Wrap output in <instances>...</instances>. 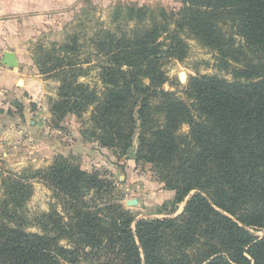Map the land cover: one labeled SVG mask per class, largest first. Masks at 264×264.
I'll return each instance as SVG.
<instances>
[{
	"label": "trees",
	"instance_id": "1",
	"mask_svg": "<svg viewBox=\"0 0 264 264\" xmlns=\"http://www.w3.org/2000/svg\"><path fill=\"white\" fill-rule=\"evenodd\" d=\"M159 14L139 17L128 32L95 33L94 63L80 58L74 37L47 49L37 65L59 81L57 100L43 112L61 119L89 110L85 132L121 154L138 129L135 161L152 165L175 204L193 192L183 212L139 219L132 230V214L103 198L112 183L58 155L42 178L62 214L52 209L29 220L22 212L29 187L5 181L0 264H63L79 256L96 257V264H264V235L247 229H264V0H182L176 13ZM179 33L215 52L235 77L193 78L191 106L162 87V59L186 50ZM90 64L100 88L80 80ZM182 123L185 135L177 133ZM33 139L58 146L41 131Z\"/></svg>",
	"mask_w": 264,
	"mask_h": 264
},
{
	"label": "rangeland",
	"instance_id": "2",
	"mask_svg": "<svg viewBox=\"0 0 264 264\" xmlns=\"http://www.w3.org/2000/svg\"><path fill=\"white\" fill-rule=\"evenodd\" d=\"M43 1L44 5L33 3L29 6L27 13L29 30L28 33H23V44L38 71L37 62L47 49L51 50L65 41L72 42L75 37L80 44V58L85 59L93 51L91 38L95 33L128 32L139 17L144 16L146 21L151 16L159 18L162 10L168 15L174 14L182 3V0ZM143 7L145 9L137 10ZM179 36L184 39L186 50L183 56L176 54L162 59V70L166 77L162 87L191 106L193 100L188 96L187 90L193 78L200 75H216L227 81H233L235 77L228 69L222 67L215 52L200 46L194 38L186 34L179 33ZM90 57L94 63V56L90 55ZM89 67L90 69L80 80L100 88L97 67L92 64ZM179 73L184 74V80L179 79ZM41 75L48 81L47 92L53 94V96L47 94L51 104L58 98L59 81ZM47 124L53 130L52 132L49 130V134L55 136L59 142L57 149L22 144L12 149L5 158L0 156V198L8 178H16L25 183L29 187V195L26 197L22 212L29 220L52 209L61 211V214L63 212L59 196L42 178L43 170L50 166L58 155L67 157L72 164L82 170L97 171L100 178L112 183L111 191L103 198L121 205L132 214V230L139 219L171 218L183 212L193 192L182 202L175 204L174 190L165 188L152 165L135 161L133 155L138 146V129L135 131L128 152L121 154L112 148L102 146L85 132L90 124L89 110L81 117L68 113L61 119L49 118ZM188 132L189 126L186 123L179 125L177 130L179 135ZM247 229L255 236L264 235V229L253 227ZM26 230L40 232L38 226H27ZM60 243L67 244L66 239H61ZM97 262L96 257L79 256L74 262L66 259L63 264H96Z\"/></svg>",
	"mask_w": 264,
	"mask_h": 264
},
{
	"label": "crops",
	"instance_id": "3",
	"mask_svg": "<svg viewBox=\"0 0 264 264\" xmlns=\"http://www.w3.org/2000/svg\"><path fill=\"white\" fill-rule=\"evenodd\" d=\"M33 3L44 5L43 0H0V47L3 54L13 53L17 62L11 66L3 63V56L0 60V156L3 158L22 144L57 149L33 139L40 131L59 146L56 137L49 134V130L53 131L47 124L49 115L43 112L50 104L47 94H53L47 92L48 81L39 74L23 44V33L29 30L27 13Z\"/></svg>",
	"mask_w": 264,
	"mask_h": 264
},
{
	"label": "water",
	"instance_id": "4",
	"mask_svg": "<svg viewBox=\"0 0 264 264\" xmlns=\"http://www.w3.org/2000/svg\"><path fill=\"white\" fill-rule=\"evenodd\" d=\"M3 57H4L3 63H5L7 65H11V66H14L17 64L15 56L13 53L4 52ZM179 79L184 80V74L183 73H179Z\"/></svg>",
	"mask_w": 264,
	"mask_h": 264
},
{
	"label": "built area",
	"instance_id": "5",
	"mask_svg": "<svg viewBox=\"0 0 264 264\" xmlns=\"http://www.w3.org/2000/svg\"><path fill=\"white\" fill-rule=\"evenodd\" d=\"M2 56H3V49L0 47V60H1Z\"/></svg>",
	"mask_w": 264,
	"mask_h": 264
}]
</instances>
